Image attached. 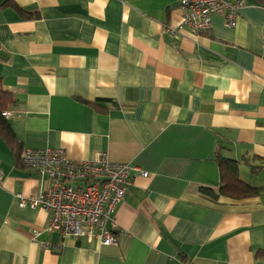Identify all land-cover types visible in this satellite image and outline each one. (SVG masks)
<instances>
[{
  "label": "crops",
  "instance_id": "0c3cea01",
  "mask_svg": "<svg viewBox=\"0 0 264 264\" xmlns=\"http://www.w3.org/2000/svg\"><path fill=\"white\" fill-rule=\"evenodd\" d=\"M244 1L195 33L180 0H0V264H264V5ZM24 148L131 165L116 244L20 206L50 184ZM219 157L259 190L221 194Z\"/></svg>",
  "mask_w": 264,
  "mask_h": 264
},
{
  "label": "built area",
  "instance_id": "2783aa9c",
  "mask_svg": "<svg viewBox=\"0 0 264 264\" xmlns=\"http://www.w3.org/2000/svg\"><path fill=\"white\" fill-rule=\"evenodd\" d=\"M244 4V0H180V28L206 32L212 28L215 14L234 28L238 10ZM3 115L10 118L13 113L4 111ZM20 159L24 166L50 178V184L39 195L18 194L21 207H41L50 213L49 231L95 238L104 245L117 243L123 231L115 214L134 182L131 165L110 160L105 151L92 160H73L64 148H24ZM141 174L149 176L148 172ZM38 235L35 232V239Z\"/></svg>",
  "mask_w": 264,
  "mask_h": 264
},
{
  "label": "trees",
  "instance_id": "16d2710c",
  "mask_svg": "<svg viewBox=\"0 0 264 264\" xmlns=\"http://www.w3.org/2000/svg\"><path fill=\"white\" fill-rule=\"evenodd\" d=\"M261 5H264V0H255ZM10 92L5 91L3 88V84L0 80V127H3L7 130V135L11 138H15V134L10 129L9 123H7L6 118L3 115V110L6 109L7 101ZM219 163L222 168V174H223V185L219 189V192L221 194H231L232 196H243L246 194H249L252 191L257 192L259 189L255 186H252L251 184L241 180L238 176V161L232 160L230 158H221L219 157ZM207 191V193L211 192L214 194V189H211L209 187H203L202 190ZM210 191V192H209ZM220 194L216 192L215 197L217 198Z\"/></svg>",
  "mask_w": 264,
  "mask_h": 264
}]
</instances>
